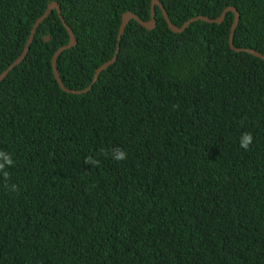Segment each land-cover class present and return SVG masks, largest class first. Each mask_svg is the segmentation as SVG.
<instances>
[{
    "label": "trees",
    "instance_id": "16d2710c",
    "mask_svg": "<svg viewBox=\"0 0 264 264\" xmlns=\"http://www.w3.org/2000/svg\"><path fill=\"white\" fill-rule=\"evenodd\" d=\"M152 1L0 0V74L55 2L76 39L56 69L83 90L122 15L148 21ZM158 1L177 27L235 8L234 47L264 55V0ZM155 21L131 20L116 62L73 95L51 68L68 43L53 10L0 82V150L19 187L0 181V264H264V61L230 49V12L181 34L158 6ZM114 148L127 159L101 153Z\"/></svg>",
    "mask_w": 264,
    "mask_h": 264
},
{
    "label": "water",
    "instance_id": "95a60500",
    "mask_svg": "<svg viewBox=\"0 0 264 264\" xmlns=\"http://www.w3.org/2000/svg\"><path fill=\"white\" fill-rule=\"evenodd\" d=\"M158 6L162 17L164 19V21L167 24L168 29L175 34H181L182 32H184L186 30L187 27H189L192 23H195L197 21H202L208 24H221L226 16L227 13H232L233 14V22L232 25L230 27V31H229V37H228V45L230 47V49L236 53H247L250 54L262 61H264V55L259 54L258 52L254 51V50H250V49H244V48H235L233 45V37H234V32L236 30L238 21H239V14L237 12V10L233 7H227L222 13L221 15L216 18V19H209L207 17L204 16H198L195 18H191L188 21H186L185 23H183V25L181 27H177L175 25H173L169 18L168 15L164 9V7L162 6V4L158 1V0H153L151 2L150 5V17L148 21H142L139 17H137L135 14L131 13V12H125L122 17H121V23H120V27L118 30V34H117V44H116V49L115 52L112 56V58L107 61L106 63L102 64L100 67H98L93 75L92 81L89 84V86L83 90L80 91H72L69 89H66L64 87V85L62 84L60 77L58 75L57 69H56V61L59 57V55L69 49H72L73 47L76 46V39L75 36L72 32V30L70 29V27L66 24V22L64 21L62 15H61V10H60V6L55 3L52 2L51 4H49L46 8V11L43 13V15H41L34 23L31 32L28 36V39L24 45V48L21 52V54L19 55V57L13 62L11 63L1 74H0V82L9 74V72H11L16 66H18L26 57L29 48H30V44L34 39V35L36 33V30L38 29V27L40 26V24L49 16V14L55 10L63 27L65 28L67 34H68V43L64 46H61L60 48H58L52 56L51 59V68H52V72H53V76L58 84V86L60 87V89L62 91H64L65 93H69V94H73V95H81V94H85L87 93L91 87L93 86V84H95V82L97 81L99 75L101 74L102 71H104L105 69H107L109 66L113 65L116 60H117V54H118V49H119V43L121 40V37L124 33L125 27L127 26V24L131 21L134 20L135 22H137L141 27H143L144 29L151 31L155 28L156 26V21H155V7ZM50 39L49 36L44 38L45 42H48Z\"/></svg>",
    "mask_w": 264,
    "mask_h": 264
},
{
    "label": "clouds",
    "instance_id": "9594fccd",
    "mask_svg": "<svg viewBox=\"0 0 264 264\" xmlns=\"http://www.w3.org/2000/svg\"><path fill=\"white\" fill-rule=\"evenodd\" d=\"M253 141V136L250 132L244 133L240 140V146L244 149H248L250 144ZM109 151H111L112 158L120 161L127 159V152L120 148H114L111 150H105L101 149V153L107 156L109 154ZM0 157L3 159L0 160V181H2L4 187L8 191H19V187L16 184L10 183L11 180V173L8 171V168L11 167L14 164L13 157L10 153L6 151L0 150ZM85 163L92 164L93 166L99 164V160L95 159L92 156H88L85 159Z\"/></svg>",
    "mask_w": 264,
    "mask_h": 264
}]
</instances>
